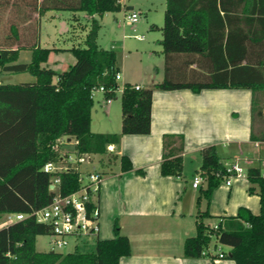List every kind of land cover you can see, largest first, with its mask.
Returning a JSON list of instances; mask_svg holds the SVG:
<instances>
[{
  "label": "trees",
  "instance_id": "16d2710c",
  "mask_svg": "<svg viewBox=\"0 0 264 264\" xmlns=\"http://www.w3.org/2000/svg\"><path fill=\"white\" fill-rule=\"evenodd\" d=\"M9 3L18 10L23 4L30 15L35 12L39 18L51 9L83 10L91 15V24L85 46L69 48L75 56L74 63L58 73L42 65L49 52L58 48L41 46L36 34L32 44L0 48V74L29 72L35 77L31 81L0 82V216L7 212H29L50 201V174L42 166L48 160L58 159L63 137L74 138V148L79 152L103 155L107 145L117 142L120 134L148 133L153 88L193 91L212 87L251 88L250 137L264 140V133L257 134L254 127L262 116L254 91L264 89V0H165L160 39L163 78L151 87L139 89L124 83L120 132L91 129L92 89L103 85L104 95L113 97L118 87L115 74L119 71L115 50L97 43L100 26L97 16L120 10V1L0 0V4ZM10 30L14 44L19 39L17 25L12 23ZM27 46L31 49L29 61H18L20 49ZM162 149L161 173L180 175L183 133H164ZM199 157L196 172L202 176L203 184L196 202V232L185 237L184 255L201 256L215 238L219 244L230 246L224 255L235 264H263L264 171L258 165H249L245 171L248 192L259 197V210L253 212L240 205L236 213L217 215L218 221L213 226L204 220L213 216L207 206L213 189L229 172L215 144L202 147ZM119 159L121 170L134 168L128 155L121 154ZM134 170L143 173L141 168ZM78 185L75 171L60 173L62 193ZM202 197L206 199L205 209L199 207ZM113 230L112 237H98L94 248L39 250L36 237L48 234L49 227L27 216L0 226V264H119L120 257L131 252V243L120 232L116 220Z\"/></svg>",
  "mask_w": 264,
  "mask_h": 264
},
{
  "label": "crops",
  "instance_id": "0c3cea01",
  "mask_svg": "<svg viewBox=\"0 0 264 264\" xmlns=\"http://www.w3.org/2000/svg\"><path fill=\"white\" fill-rule=\"evenodd\" d=\"M119 1L120 10L134 11L128 0ZM7 5L11 6L0 4V9ZM55 11L48 10L44 15H55ZM67 11L72 17H79L81 14L90 23L91 15L87 12ZM107 12L100 16L103 17ZM32 14L37 15L35 12ZM65 23V19L60 18L61 27ZM151 27L158 26L152 24ZM138 37L143 38V35ZM109 47L112 48L113 45ZM117 66L122 82H128L122 66L118 63ZM154 83L150 86L139 82L134 84L151 87ZM252 100L253 91L246 87H212L199 91L190 88H153L150 131L120 134L117 142L107 145V159L104 160L103 155H100L98 164L101 168L95 165V161L89 163L90 167L99 169L104 175L99 192V237H112L113 223L116 220L120 232L130 239L131 252L121 256L119 264H235L230 257L218 256L219 243L215 239L214 248L210 242L201 256H187L183 253L185 237L192 235V228L196 229L197 194L194 192L203 184L201 182L198 186H193L192 181L189 182L185 158H193L199 166V150L215 144L225 165L237 162L243 171L249 165H258L264 171V140H253L250 137ZM254 100L262 111L261 119L254 125L255 132L261 134L264 133V89L254 91ZM107 103H111V100ZM106 107L105 111L109 113L110 106ZM93 122L96 123L95 120ZM120 128L121 120L117 129L106 128L100 131L120 132ZM178 132L184 135L182 172L178 176L163 175L160 171L162 136L164 133ZM121 154L128 155L133 167L141 168L143 173H137L134 168L121 170ZM198 166L196 165L194 172ZM248 184L246 175H240L233 176L230 184L214 188L207 206L209 213L214 216L233 214L240 205L257 212L259 197L248 192ZM220 191L227 194L225 202L220 200ZM202 205L203 202L199 205L200 209L204 207ZM204 220L210 225L216 224H212L208 218ZM225 246L227 248L221 250L227 253L230 246Z\"/></svg>",
  "mask_w": 264,
  "mask_h": 264
},
{
  "label": "rangeland",
  "instance_id": "374dc122",
  "mask_svg": "<svg viewBox=\"0 0 264 264\" xmlns=\"http://www.w3.org/2000/svg\"><path fill=\"white\" fill-rule=\"evenodd\" d=\"M128 4L132 5L134 11L138 13V20L131 22L124 17V14L130 12L129 9L108 11L103 17L99 16L100 26L97 31V43L105 48H108L111 44L113 45L112 48L117 55V63L122 66L123 73L129 83L134 85L135 82H139L150 86L152 83L160 81L164 74V57L162 46L159 42L162 38L161 26L163 24L164 0H128ZM21 6L20 10L10 5L0 9V48L26 46L34 41L36 34V40L39 41L41 46L58 48L51 51L48 59L42 65L51 67L56 73L68 69L75 61V56L69 48L74 45L85 46V34L89 30L91 23L81 14L79 17H72L67 10H56L55 15H42L39 18L36 15H30L27 7L23 6V4ZM38 18L40 27L37 25ZM60 18L66 21L62 27ZM12 23L17 25L19 32V39L14 44H12L13 36L10 30ZM152 24H157L158 27H151ZM37 29L38 32L36 33ZM141 34L143 38L138 37ZM27 47L20 49L18 61H29L31 49ZM34 78L29 72L3 71L0 74V82L31 81ZM56 79L57 74L53 76V80L55 81ZM118 84L119 87L116 89L115 95L111 97V103H107L101 90L94 91L91 109V129L93 131H100L106 128L117 129L119 120H121L120 97L123 84L121 78L118 79ZM106 106H110L109 113L105 111L107 109ZM94 120L96 123L93 122ZM71 140H74V138H71ZM61 146L62 150H65L71 148L72 144L62 142ZM108 156V154H103V159L106 160ZM91 161H95V165L101 168L98 164L100 162L99 154H92ZM185 163L186 174L191 183L194 176L197 175L194 172V168L196 165L198 166V163L190 157L185 158ZM222 186H225L224 179L221 180L215 189ZM199 188L194 192L197 194L196 201ZM220 192H222L220 200L225 202L227 194L223 193V191ZM202 202L204 205L202 209H205L206 199L204 197L200 199V204ZM2 218L0 216V223ZM206 218L212 224L218 221L217 215ZM195 232L196 229L194 227L192 228V234ZM213 239L215 238H212L211 244H209L214 248L216 243ZM51 246L52 237L49 234L37 235V249L52 250ZM218 246L221 249L227 248L225 245L222 246V244H218ZM85 247L88 249L94 248V243L90 242ZM71 248L72 245H69L61 251H67Z\"/></svg>",
  "mask_w": 264,
  "mask_h": 264
},
{
  "label": "built area",
  "instance_id": "2783aa9c",
  "mask_svg": "<svg viewBox=\"0 0 264 264\" xmlns=\"http://www.w3.org/2000/svg\"><path fill=\"white\" fill-rule=\"evenodd\" d=\"M125 18L131 22L136 21L138 13L130 11ZM120 76V72L117 71L115 74L117 83ZM123 87L124 83L121 91ZM133 87L141 88L139 84H134ZM95 90L104 92L105 88L103 85L93 88L92 95ZM111 97L105 96V100L110 101ZM63 138L60 140V144L62 142L72 144L71 148L62 150L61 147L58 159L48 160L42 166V170L50 174L49 189L52 191L50 201L29 212L4 213L0 223L2 226L27 216H33L37 221L48 225V234L52 237V250H62L69 245H72L71 249H74L86 246L90 242L94 243L99 237L100 231L99 192L104 175L99 169L89 166L91 154L79 152L74 148L75 139ZM68 171L77 173L79 185L67 193H62L60 191V173ZM227 171L229 174L224 177L226 184H230L233 176L246 175L237 162L227 166ZM262 175L264 176V172ZM201 181L202 176L197 173L193 178L192 185L198 186ZM217 251L218 256L224 255L219 246Z\"/></svg>",
  "mask_w": 264,
  "mask_h": 264
}]
</instances>
